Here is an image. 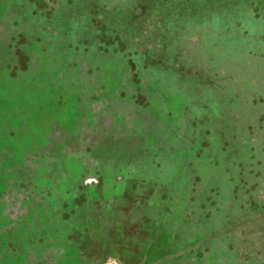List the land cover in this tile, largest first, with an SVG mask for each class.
<instances>
[{
  "label": "rangeland",
  "instance_id": "1",
  "mask_svg": "<svg viewBox=\"0 0 264 264\" xmlns=\"http://www.w3.org/2000/svg\"><path fill=\"white\" fill-rule=\"evenodd\" d=\"M0 64V264H264V0H0Z\"/></svg>",
  "mask_w": 264,
  "mask_h": 264
},
{
  "label": "trees",
  "instance_id": "2",
  "mask_svg": "<svg viewBox=\"0 0 264 264\" xmlns=\"http://www.w3.org/2000/svg\"><path fill=\"white\" fill-rule=\"evenodd\" d=\"M1 65V64H0ZM67 145H70V143H55V142H51L50 145L47 147H45L41 153H40V157L43 159L45 156L47 157V155H51L53 157H51V161H53L50 164H46L44 172L40 171V165H34L32 163H28V159L25 158L24 160L20 161L19 163H17L16 165H13V168H11V172L15 175L16 180H15V184H14V193L18 192V200H20V203H23L25 200H27L28 198H35L38 201H42L46 198H48V196L52 195L54 192V188L57 187L56 185H54V180L57 179V177H54V171L55 169L59 171L60 174L63 175L61 169H60V164H61V160L63 158L66 157H73L76 154H82L83 152L86 153L88 151L89 148H86L85 150H77V151H67L64 150L66 149L65 147ZM61 151V152H60ZM82 152V153H81ZM51 170H50V167ZM44 179L47 180L48 183L44 184V185H39L37 183V179ZM54 185V186H53ZM12 188L8 189V191H11ZM7 191V192H8ZM81 194H79L80 197ZM13 200L12 196H7L5 197V204L6 207L7 205ZM3 209V215L5 217V221L11 220V222L13 223L15 221V218L13 216V211L9 210L7 208L6 210ZM50 212V215L53 218H56L57 214L60 213V210H56L53 209L50 205L47 208ZM24 213H21L19 215V218H21V216L23 217ZM16 224H21V222H18Z\"/></svg>",
  "mask_w": 264,
  "mask_h": 264
}]
</instances>
